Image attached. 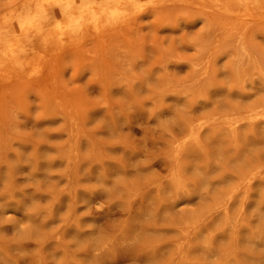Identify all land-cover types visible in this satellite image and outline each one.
Here are the masks:
<instances>
[{
    "label": "rangeland",
    "instance_id": "rangeland-1",
    "mask_svg": "<svg viewBox=\"0 0 264 264\" xmlns=\"http://www.w3.org/2000/svg\"><path fill=\"white\" fill-rule=\"evenodd\" d=\"M157 4L0 79V264H264V14Z\"/></svg>",
    "mask_w": 264,
    "mask_h": 264
},
{
    "label": "bare ground",
    "instance_id": "bare-ground-1",
    "mask_svg": "<svg viewBox=\"0 0 264 264\" xmlns=\"http://www.w3.org/2000/svg\"><path fill=\"white\" fill-rule=\"evenodd\" d=\"M165 0H41L26 4L23 11L0 23V79H30L35 68V45L45 47L54 41L70 39L83 26L107 21L113 26L117 19L139 13L146 6ZM189 2V0H182ZM211 3L224 14L236 10L246 16L264 14V0H200ZM158 5V4H157ZM132 6H135L132 9ZM121 22V21H120ZM126 22V21H125Z\"/></svg>",
    "mask_w": 264,
    "mask_h": 264
}]
</instances>
